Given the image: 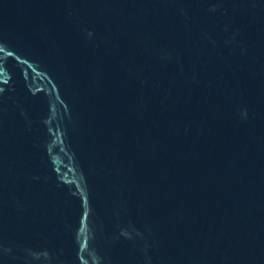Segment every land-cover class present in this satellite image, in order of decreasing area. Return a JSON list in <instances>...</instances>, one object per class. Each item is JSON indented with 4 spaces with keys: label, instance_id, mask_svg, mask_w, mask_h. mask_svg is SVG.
I'll return each instance as SVG.
<instances>
[{
    "label": "water",
    "instance_id": "water-1",
    "mask_svg": "<svg viewBox=\"0 0 264 264\" xmlns=\"http://www.w3.org/2000/svg\"><path fill=\"white\" fill-rule=\"evenodd\" d=\"M0 264H264V0H0Z\"/></svg>",
    "mask_w": 264,
    "mask_h": 264
}]
</instances>
